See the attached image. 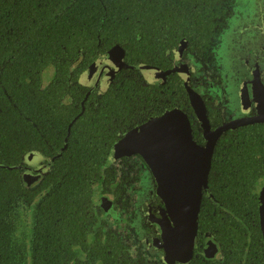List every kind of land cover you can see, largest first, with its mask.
Segmentation results:
<instances>
[{
  "label": "flooded vegetation",
  "instance_id": "1",
  "mask_svg": "<svg viewBox=\"0 0 264 264\" xmlns=\"http://www.w3.org/2000/svg\"><path fill=\"white\" fill-rule=\"evenodd\" d=\"M194 8L207 16L204 4ZM221 9L224 11L218 16L211 8L218 20L208 31L205 21L183 22L188 38H180L166 50L170 62L160 69L176 71L148 81L143 72L128 68L123 75L138 78L152 92L150 100L142 103L138 96L139 104H129L133 109L129 112L117 100L120 95L130 100L135 92V88L117 83V76L127 67L110 78L104 61L89 71L101 55L119 45L96 50L90 59L81 55L79 60L78 47L58 52L53 56L55 63L33 69L14 54L1 61L0 264H236L228 262L224 242L229 240L236 248L235 235L243 232H259L264 248L255 187L264 173L251 190L256 214L250 206L235 211L214 204L207 174L209 194L202 185L192 253L188 260L180 261L167 257L162 223L167 220L168 232L180 229L173 228L171 215L158 196L159 183L152 169L137 153L110 158L112 147L127 132L168 110L163 104L162 112L154 115V86L169 89L171 79L180 90L170 89L165 102L168 106L172 102L171 108L186 115L192 140L199 147L206 144L204 128L191 105L189 90L201 101L212 131L233 125L218 135L215 145L228 135L233 139L259 138L260 131L264 135V0H226ZM60 14L52 11L53 17ZM176 24L167 23L170 27ZM122 25L131 29L125 35L134 33L133 39H140L132 22ZM102 40L96 37L97 43ZM119 47L125 65L159 69L152 63H127L126 50ZM71 147L73 155L89 156L91 168L87 167L94 173L86 175L87 196L68 203L63 190L69 174L67 149ZM97 155L105 156L94 160ZM186 166L187 162L177 159L167 169L183 171ZM74 167L71 174L77 178L79 169ZM185 181V176H177L175 183L184 185ZM206 200L212 204L211 213L206 211ZM209 215L217 217L211 230L207 228ZM255 219L257 228H250ZM174 241L177 245L178 239ZM227 251L232 253L230 248Z\"/></svg>",
  "mask_w": 264,
  "mask_h": 264
},
{
  "label": "trees",
  "instance_id": "2",
  "mask_svg": "<svg viewBox=\"0 0 264 264\" xmlns=\"http://www.w3.org/2000/svg\"><path fill=\"white\" fill-rule=\"evenodd\" d=\"M225 3L226 0H0V66L1 61L9 60L10 55L14 54L16 58L22 59L19 62L29 64L31 69L40 68L51 61L55 63V53L64 54L77 47L79 60L81 55L90 59L89 56L96 50L103 52L116 44L125 48L127 63L136 64L141 61L165 69L171 58L166 50L180 38H188L183 22L205 21L208 24L205 30L208 31L218 20L211 8L216 10L219 16L224 11L221 8ZM201 4L205 5L206 17H203L199 8H194ZM53 10L61 11V14L53 17ZM172 21L178 24L174 27L167 25ZM127 22H132L134 32L139 33L140 39H133L134 33L124 34V31H131L122 25ZM194 29L198 31L197 28ZM97 36L103 37L100 43L96 41ZM128 71L127 68L117 76V83L123 88H135L130 100L121 95L117 99L119 103L124 102L127 112L129 109L133 110L129 108V104H139L138 96L141 95L142 103L144 99L150 100L152 93L151 87L147 86L146 90L138 78L125 77L123 74ZM167 85L169 89L165 86H154V115L162 112L160 106L163 104L168 110L176 108H171L172 102L168 106L165 94H168L170 89L178 93L180 88L173 79L169 80ZM160 90H163V93ZM256 136L259 138L240 136L233 139L228 135L216 143L208 173L209 192L214 204L221 203L235 211L239 210L240 206H250L252 212L257 213L255 197L251 195V190L256 178L264 173V135L260 131ZM80 142L82 143L83 139ZM73 150L72 147L67 149L69 153L66 155L69 160L66 163L69 174L65 178L63 195L68 197V203L73 198L87 196L85 189L89 178H86V175L94 173L87 163L89 156L73 155ZM104 156L100 155L101 160ZM100 158L98 155L93 157L94 160ZM74 165L79 169L77 178L71 174V170H75ZM76 188L78 191H75ZM206 206L207 213H211L212 204L209 200H206ZM216 219L217 217L209 215L208 229L216 227ZM253 221L254 225L249 227L257 228V220ZM235 239L236 248L229 240L224 242L233 253H229L226 248L225 254L231 259L228 262L264 264V248L258 240L259 232L237 233Z\"/></svg>",
  "mask_w": 264,
  "mask_h": 264
},
{
  "label": "water",
  "instance_id": "3",
  "mask_svg": "<svg viewBox=\"0 0 264 264\" xmlns=\"http://www.w3.org/2000/svg\"><path fill=\"white\" fill-rule=\"evenodd\" d=\"M107 65L108 78L116 74L122 67L135 68L143 72L148 81L160 80L176 68L162 71L148 65H125L123 62V50L114 46L110 51L101 55L91 66L89 71L100 62ZM108 61V62H107ZM187 87V81H185ZM189 90V89H188ZM190 102L197 117L202 122L206 144L199 147L191 137V131L186 115L177 108L171 109L152 118L146 123L135 127L125 134L111 149L110 158L120 155L139 154L152 169L159 183L158 196L165 205L166 212L171 215L173 228L180 232H168L170 225L162 223V239L168 246L167 257L176 260H188L192 253L193 238L196 230V218L200 205V187L207 190L206 177L209 171L212 151L218 135L229 127L212 131L207 124L203 105L198 97L189 90ZM177 159L187 162L183 171L173 170L170 167ZM185 176V184L175 183L176 177ZM258 189V203L260 214V228L264 241V176L259 178L255 185ZM209 194V192H208ZM174 238L178 239V246ZM170 246V247H169Z\"/></svg>",
  "mask_w": 264,
  "mask_h": 264
},
{
  "label": "rangeland",
  "instance_id": "4",
  "mask_svg": "<svg viewBox=\"0 0 264 264\" xmlns=\"http://www.w3.org/2000/svg\"><path fill=\"white\" fill-rule=\"evenodd\" d=\"M223 65H224V67H227L228 66L226 62H224Z\"/></svg>",
  "mask_w": 264,
  "mask_h": 264
}]
</instances>
